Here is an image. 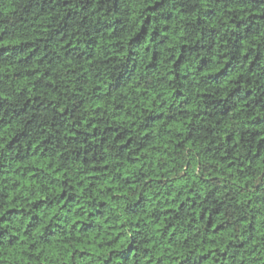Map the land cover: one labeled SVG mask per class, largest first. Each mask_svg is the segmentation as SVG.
<instances>
[{"label": "trees", "instance_id": "1", "mask_svg": "<svg viewBox=\"0 0 264 264\" xmlns=\"http://www.w3.org/2000/svg\"><path fill=\"white\" fill-rule=\"evenodd\" d=\"M261 8L0 0V264H264Z\"/></svg>", "mask_w": 264, "mask_h": 264}, {"label": "clouds", "instance_id": "2", "mask_svg": "<svg viewBox=\"0 0 264 264\" xmlns=\"http://www.w3.org/2000/svg\"><path fill=\"white\" fill-rule=\"evenodd\" d=\"M139 3H142V0H131V4L133 7L137 6ZM127 6V5H126ZM252 9L249 8V11H251ZM240 11V9L237 7L234 10V14L238 13ZM260 11L264 12V8H261ZM262 25H264V21L261 22ZM228 27H231V25H229ZM3 29V25H0V31H2ZM261 38H264V31L261 32ZM223 42V40L221 41ZM220 54V50L218 48L217 51V55ZM261 60L264 61V48L261 49ZM255 78L261 79V83H264V75H260L257 76ZM122 91H126V94L130 95V96H136L138 95V93L135 92V88L134 85H129V88L127 90H122ZM116 215L113 216V222L114 223H121L123 222V220H128L131 221L133 219H135L134 216H130V215H122V219L120 218V214H122V208H117L116 210ZM5 225L0 224V227H3ZM125 232H127V229H123ZM131 232H127L128 236H131ZM2 247V246H0ZM93 264H103V259L100 260H96L95 258H93Z\"/></svg>", "mask_w": 264, "mask_h": 264}]
</instances>
